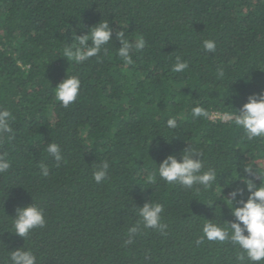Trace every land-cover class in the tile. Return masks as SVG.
<instances>
[{
    "label": "trees",
    "instance_id": "1",
    "mask_svg": "<svg viewBox=\"0 0 264 264\" xmlns=\"http://www.w3.org/2000/svg\"><path fill=\"white\" fill-rule=\"evenodd\" d=\"M104 20L112 40L98 56L63 57L72 35ZM117 31L145 41L131 65L118 55ZM177 57L188 65L182 72L173 71ZM70 75L80 90L64 107L53 88ZM261 90L264 0H0V110L11 113L12 128L0 135L11 165L0 173V264L21 247L36 264H237L230 242L197 241L207 220L233 219L223 196L244 187L239 176L252 178L242 168L264 175V139L248 140L234 121L212 116L234 113ZM197 106L206 115L194 117ZM169 118L175 130L165 126ZM49 143L59 145L61 161ZM187 147L202 153L205 171L216 170L208 189L159 177V163ZM104 162L107 177L96 183ZM146 202L163 206L166 227L140 223L126 244ZM32 203L45 224L23 239L11 233L12 217Z\"/></svg>",
    "mask_w": 264,
    "mask_h": 264
},
{
    "label": "clouds",
    "instance_id": "2",
    "mask_svg": "<svg viewBox=\"0 0 264 264\" xmlns=\"http://www.w3.org/2000/svg\"><path fill=\"white\" fill-rule=\"evenodd\" d=\"M90 29V31H89ZM87 34L72 35V42L66 43L63 49V57L75 63L87 61L104 49V46L112 40V28L107 20L98 22L90 27ZM116 39L120 43L118 55L125 64L133 63L131 53L135 50H142L145 41L142 37L134 42L125 39L123 31L116 32ZM203 48L211 53L215 51L216 45L212 40H205ZM188 67L186 62H182L177 57V63L173 67L174 72H182ZM223 71H219V76L223 77ZM54 89L56 99L64 107L74 102L79 94L80 80L76 76H67L62 79ZM192 115L199 117L206 115L202 107H194ZM11 113L7 110H0V135L12 132L10 126ZM225 118L234 121L235 125L243 129L248 140L264 139V90L259 94L249 95L246 102L235 110L234 113L225 114ZM168 129L175 130L177 121L175 118H169L165 122ZM47 152L59 162L62 159L61 149L55 143L47 145ZM10 163L4 155H0V173H5L10 169ZM108 163L100 164L93 172V179L100 183L107 177ZM252 178L239 176L240 182L244 187H236L227 193L224 197L225 205L229 209L230 216L233 218L224 221V226L220 223H214L213 220H207L202 226L203 236L197 243H202L205 239L215 242H230L235 248H238L236 255L237 264H244L245 260L250 264H261L264 262V175L254 166L242 168ZM159 177L172 185H180L185 188L201 186L208 189L217 179V172L213 168L204 170L202 153L190 147L185 148L177 159L174 155H168L164 158L156 169ZM48 168L41 165V173L48 175ZM238 178V176H237ZM236 178V179H237ZM260 183L257 185L255 179ZM234 179V180H236ZM199 190V189H197ZM245 192L247 193L245 197ZM213 207V203L208 205ZM163 206L159 203L146 202L141 207H136V214L140 218L137 226L129 228V238L126 244L133 242L132 238L139 231V224L142 223L145 228L163 229L166 227L160 223V214ZM45 224L42 209L35 204L24 207H18L15 210V216L12 217V232L15 235L25 238L29 233ZM10 264H36V256L30 250L17 248L9 252Z\"/></svg>",
    "mask_w": 264,
    "mask_h": 264
},
{
    "label": "built area",
    "instance_id": "3",
    "mask_svg": "<svg viewBox=\"0 0 264 264\" xmlns=\"http://www.w3.org/2000/svg\"><path fill=\"white\" fill-rule=\"evenodd\" d=\"M219 116L226 120L224 115H213L212 118H216V117H219Z\"/></svg>",
    "mask_w": 264,
    "mask_h": 264
}]
</instances>
